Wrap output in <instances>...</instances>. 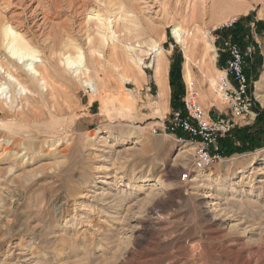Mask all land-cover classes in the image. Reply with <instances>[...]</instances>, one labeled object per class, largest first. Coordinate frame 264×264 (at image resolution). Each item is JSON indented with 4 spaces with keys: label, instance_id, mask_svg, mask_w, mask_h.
<instances>
[{
    "label": "rangeland",
    "instance_id": "obj_1",
    "mask_svg": "<svg viewBox=\"0 0 264 264\" xmlns=\"http://www.w3.org/2000/svg\"><path fill=\"white\" fill-rule=\"evenodd\" d=\"M263 7L264 0H0V19L34 41L38 66L53 77L35 84L27 60L17 59L13 69L31 92L0 68V264H264V146L197 168L196 143L165 129L179 110L171 109V87L162 108L148 50L157 41L169 66L181 51L184 103V50L172 29L198 36L190 65L199 95L209 86L200 79L203 45L216 54L206 63L216 80L221 39H232L248 52L253 109L264 111L256 95ZM230 19V29L215 33ZM238 23L242 41L232 33ZM112 27L121 40L114 47L103 41ZM127 42L142 43L143 52ZM78 50L99 94L66 64ZM138 52L144 71L134 65ZM8 54L0 48L1 60ZM215 96L214 88L207 101L199 96L213 116L224 109ZM12 122L13 130L4 127Z\"/></svg>",
    "mask_w": 264,
    "mask_h": 264
},
{
    "label": "bare ground",
    "instance_id": "obj_2",
    "mask_svg": "<svg viewBox=\"0 0 264 264\" xmlns=\"http://www.w3.org/2000/svg\"><path fill=\"white\" fill-rule=\"evenodd\" d=\"M260 15L261 16L264 15V7L260 10ZM118 19H116V20H118ZM172 34L174 35L176 40L179 43H181L183 46L184 57H185L184 63H183L184 79L189 84H190V82L195 83L192 80L194 72H193L190 64L192 62V57H193L194 51H195L193 48H194V46L198 40V38H197L198 36L196 34H193V36L190 38L189 34H187V32L184 29H182L181 26H175L172 29ZM108 38H110L112 40L113 47L115 45V41H121L120 37L117 35V32H116V30L113 29V27L109 29L108 37L104 36L103 41L108 42ZM143 47L144 46L142 45V43H140V44L135 43V45H133L132 43L127 42V48L129 50L135 52V53H137L136 52L137 50L140 52H143V50H144ZM0 48L7 49L8 53H9L8 55H11V59L8 60V62L0 59V68H2L13 79H15L22 90H28L29 89L31 92L35 91L34 88L31 86V83H29L26 79H23L22 75L13 69V65L17 64V59L20 61L27 60V64H25V65L27 66V71H28L27 73L29 75L28 77H30L31 81H33L35 84L39 80L38 76L42 77L43 83L45 85L50 83L49 81L53 77L50 76L51 74H50L49 70H47L45 68L42 69L40 67L41 66L40 62L36 61V58L39 57L38 54L40 53V51L36 48L34 41L32 39L25 37V35L21 34L17 27L13 26V24L11 22L6 21L5 19H0ZM210 49L213 50L212 44L210 42L206 41L205 44L203 45L202 59L200 61L201 62V72H202V78L200 77V79L202 81H205V82L207 81L209 83V86L207 85L206 92H201L200 95L198 92V95L200 96V99L203 102L207 101L208 95H209V93H211V88L215 89V87H216V80L213 77V75H211V72L209 71V69L206 66L207 61H211L212 59L214 60V58L216 56V54L215 55L213 54V56L210 55ZM113 50H114V48H113ZM148 50L154 54V58L152 59V61H150L151 62L150 65H152L155 68L154 69V78H155L157 85L159 86V100H161L162 108L167 109V105L169 103L168 98H169V91H170V85L168 83V72H169L168 59L166 57L164 49L160 46V44L157 41L150 43L148 45ZM140 52H138V54H136V57L133 59L134 65L137 68H139L141 71H144V68H142L140 66L143 63V58H141L140 54H139ZM98 56H102V54L99 53ZM209 57L211 58V60H209L210 59ZM65 61H66V64L68 66H70L71 68L75 67L77 72H79V73L81 72L85 76L86 79L83 80L84 85H86L88 88H91L93 93L99 94L101 92L100 85H98V82L95 80V77L93 75H91L92 69H90L89 66L85 65L86 57L82 51L78 50L76 56L69 55ZM94 61H98V58L96 57ZM38 63L40 66H38ZM44 67H46V66H44ZM218 72H220L219 69H218ZM3 85L4 84L0 82V93L2 95L6 92L5 87H3ZM39 87L41 89V85ZM54 90H56V89H54ZM48 91H50V90H48ZM9 94H8V96H9ZM256 95L258 98H260L261 102L264 104V73L262 74L261 78L258 80ZM44 97H46V96L44 95ZM9 98H11V97H9ZM30 98L32 100L35 99L34 97H29L27 94L23 95L24 100H28ZM27 104H29V103H27ZM206 105H208V104H206ZM32 106L36 107L34 105H32ZM33 112H34V110H33ZM16 114H17V112H16ZM39 118H41V117L39 116ZM15 124L16 123H14V122H12V124H4V127L8 128L11 131V130H13V125H15ZM41 126L44 127V124ZM8 151L11 152L12 156L13 155H19L21 153L20 150L16 149V148H13V149L10 148V149H8Z\"/></svg>",
    "mask_w": 264,
    "mask_h": 264
},
{
    "label": "built area",
    "instance_id": "obj_3",
    "mask_svg": "<svg viewBox=\"0 0 264 264\" xmlns=\"http://www.w3.org/2000/svg\"><path fill=\"white\" fill-rule=\"evenodd\" d=\"M234 23L231 19L222 23L215 33L231 28ZM216 36L219 37L218 34ZM220 50L225 53V62L216 79L215 95L224 105L223 111L214 116L206 112L196 84L190 82L187 83L184 96L187 116L175 112L169 126L165 128L172 133L175 128L188 133L190 140L196 143L193 163L199 169H206L221 160L223 157L218 146L219 139L230 134L236 127L250 124L257 115L253 109L254 97L245 71L248 52L245 53L232 39L224 37L221 39Z\"/></svg>",
    "mask_w": 264,
    "mask_h": 264
},
{
    "label": "trees",
    "instance_id": "obj_4",
    "mask_svg": "<svg viewBox=\"0 0 264 264\" xmlns=\"http://www.w3.org/2000/svg\"><path fill=\"white\" fill-rule=\"evenodd\" d=\"M246 19V18H245ZM230 29V28H228ZM225 30V29H221ZM221 31H217L219 33ZM235 39L242 41L245 36L243 26L238 23L232 30ZM170 63L169 83L171 87V109L179 110L180 114L186 117V111L181 96L185 92V84L182 82V53L175 48ZM220 62L225 61V53L220 54ZM222 64V65H223ZM256 118L252 125H245L236 127L230 134L220 138L218 146L220 147V154L222 157L231 156L234 153H241L246 151H255L257 148L264 146V111L258 107L255 109ZM176 135L183 139H190L188 133L180 128H175Z\"/></svg>",
    "mask_w": 264,
    "mask_h": 264
},
{
    "label": "crops",
    "instance_id": "obj_5",
    "mask_svg": "<svg viewBox=\"0 0 264 264\" xmlns=\"http://www.w3.org/2000/svg\"><path fill=\"white\" fill-rule=\"evenodd\" d=\"M168 67H169V65H168ZM169 71H170V67H169ZM168 74H169V72H168ZM170 96V95H169Z\"/></svg>",
    "mask_w": 264,
    "mask_h": 264
}]
</instances>
